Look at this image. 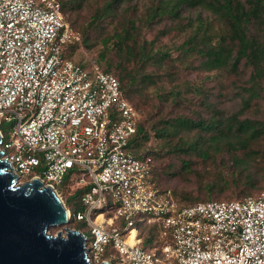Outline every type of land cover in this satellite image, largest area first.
Segmentation results:
<instances>
[{"label":"built area","instance_id":"obj_1","mask_svg":"<svg viewBox=\"0 0 264 264\" xmlns=\"http://www.w3.org/2000/svg\"><path fill=\"white\" fill-rule=\"evenodd\" d=\"M79 41L57 0H0V126L13 122L8 141L0 130V151L9 171L59 198L66 175L71 187L89 186L74 218L89 230L79 231L92 264H112L107 252L116 264H264V190L179 205L153 180L151 159L129 149L141 116L117 78L63 54ZM146 232L151 248L142 247Z\"/></svg>","mask_w":264,"mask_h":264},{"label":"trees","instance_id":"obj_2","mask_svg":"<svg viewBox=\"0 0 264 264\" xmlns=\"http://www.w3.org/2000/svg\"><path fill=\"white\" fill-rule=\"evenodd\" d=\"M57 1L69 22L68 15L82 9L85 0ZM132 2L133 0H105L103 6L97 8L91 15L89 25L101 28L107 18L110 19L109 22H113L115 18L119 19V16L122 18L121 26L104 41V46L110 42L115 46L116 61L109 60L107 52L102 51L93 62L117 78L123 96L135 109L137 108L134 102L137 99L145 102L148 99L149 86L155 85L157 80L162 78V74L158 72L170 56L169 52L156 49V42L168 35L172 29L185 35L177 49L185 62L190 58L197 61L198 65L193 69L206 72L224 70L229 75L247 77L234 95L239 100L235 111L224 115L223 111L217 110L216 105L211 106L207 102L208 96L203 90L195 87V93L203 97V106L212 113L210 119H203L200 116L195 119L176 116L171 119L162 118L157 125L151 124L149 117L143 121L140 119L136 133L129 141L130 151L140 159L147 157L151 159L152 178L161 189L168 188L162 182L160 172L153 161V151L147 147L151 137L169 145L167 151L170 155L185 157L181 161V170L186 173L192 171L190 165L193 160L212 164L218 156L222 154L228 156L235 167L232 180L227 179L223 171H214L205 177L204 183L200 182V195H204L203 198L194 196L191 192L177 195L171 191L179 205L191 206L208 201H238L258 196L264 188L256 195L251 194L259 188L255 180L257 175L254 172V163L251 162L253 159L244 160L242 155L256 156L259 151L249 147H253L254 144L260 147L264 142V119L247 117V112L253 111L255 106L264 100V0H150L141 20L123 17V12L134 8ZM163 22L169 23L170 26L160 30L157 39L149 42L141 39V25L151 27ZM70 26L74 30L71 23ZM76 45L77 43L65 46L63 54L72 59ZM109 49L107 47V50ZM151 67L154 68L153 71L149 70ZM184 90L192 88L186 86ZM169 93L175 104L185 100L180 90ZM158 98L165 99L163 95ZM147 123H150L151 127L148 128ZM153 154L156 158L160 157V153ZM220 165L225 166V163L222 162ZM71 185L70 175H66L58 188L60 194L65 187H69V195L64 202L71 214L68 225L87 235V226L76 221L74 216L85 211L80 197L89 186ZM241 186L239 198L215 199ZM115 226L120 227L121 222L117 221ZM140 237L143 248L154 246L155 237L152 234L141 233Z\"/></svg>","mask_w":264,"mask_h":264},{"label":"rangeland","instance_id":"obj_3","mask_svg":"<svg viewBox=\"0 0 264 264\" xmlns=\"http://www.w3.org/2000/svg\"><path fill=\"white\" fill-rule=\"evenodd\" d=\"M105 0H85L80 9L77 12L68 15V20L71 23L73 29L80 35V41L77 43L75 50L72 54V59L75 62H82L84 64H89L94 60H97L98 55L102 51L107 52V58L113 62L116 61V50L112 42L104 46V41L110 38L113 33L121 26L122 18L119 16L115 18L113 22H109L110 19L107 18L101 28H94V26L89 25L90 17L94 14V11L102 7ZM150 0H133L131 5L134 8H129L127 11L123 12V17L131 19H140L145 12L146 7L149 5ZM131 6V7H132ZM170 24L163 22L159 25L155 24L151 27L141 25V39L147 42L152 39H157L158 32L164 27H169ZM185 35L178 33L176 30L172 29L171 32L161 37L156 42V49L161 51L169 52V56L172 60L167 59L163 64L162 69L158 72L162 74V78L158 79L155 85L149 86L147 89L148 99L142 101L137 99L136 108L143 121L146 117H149L150 123L157 125L159 120L171 119L176 116H187L191 118H196L197 116L203 119H210L212 113L208 112L203 106V97L195 93V87L203 90L207 96V102L212 106L216 105L217 110L223 111L224 115H228L235 111L239 100L234 97L238 92V87L246 79L247 76L243 75L237 77L235 75H229L224 70H214L211 72L202 71L199 69H193L198 63L195 59L190 58L186 62L177 49L180 43L185 39ZM107 47L110 49L107 50ZM149 70L153 71L154 68L151 67ZM188 84V85H187ZM186 86L192 88V90H184ZM180 90L182 92V97L185 98L175 104L174 100L170 96V91ZM163 95L165 99H159L158 97ZM247 117L251 118H261L264 119V100L260 101L255 109L247 112ZM147 123V127H151V124ZM13 128V122L4 121L0 126V130L3 134L4 141H8L11 130ZM258 145L254 144L253 147H249L255 151H259L256 156H249L243 154L242 158L244 160L254 163L255 167V180L258 184V189L251 192L252 195H256L260 189L264 188V142ZM252 146V145H251ZM147 147L153 153H160V157L156 158V155L152 153L155 162L161 176L162 182L170 190L175 192V194L180 195L181 193L191 192L194 196L199 198L205 197L200 195V182L204 183L206 181L205 177L213 174L214 171H223L227 179L232 180L235 175V167L232 166L228 156L222 154L214 160L212 163H201V161L193 160L191 167V172L186 173L181 170V161L185 158L183 155H170L167 151L169 145L164 144L161 140L151 137L147 143ZM196 162V163H194ZM224 162L225 166L220 164ZM205 164V165H204ZM220 165V166H219ZM234 173V174H233ZM28 181L27 178H22L21 183ZM59 188V187H58ZM57 188V190H58ZM69 187H65L63 191H60V198L62 202H65L66 197L69 195ZM240 188H233L226 193L219 195L215 199L229 200L239 198L241 195ZM69 228L70 225H68ZM73 229V228H72ZM65 236V227H53L49 229L52 235H56V232ZM87 236L90 237L89 230L86 232ZM106 259H109L112 264H116L117 256L115 253H106Z\"/></svg>","mask_w":264,"mask_h":264},{"label":"water","instance_id":"obj_4","mask_svg":"<svg viewBox=\"0 0 264 264\" xmlns=\"http://www.w3.org/2000/svg\"><path fill=\"white\" fill-rule=\"evenodd\" d=\"M9 170L0 151V264H92L85 235L68 227V211L55 191L36 178L18 184ZM60 226L65 236L49 232Z\"/></svg>","mask_w":264,"mask_h":264},{"label":"bare ground","instance_id":"obj_5","mask_svg":"<svg viewBox=\"0 0 264 264\" xmlns=\"http://www.w3.org/2000/svg\"><path fill=\"white\" fill-rule=\"evenodd\" d=\"M18 184H21V182L19 181V183Z\"/></svg>","mask_w":264,"mask_h":264}]
</instances>
